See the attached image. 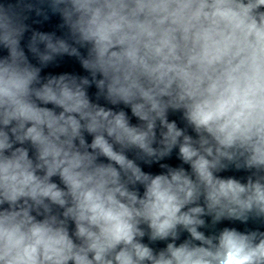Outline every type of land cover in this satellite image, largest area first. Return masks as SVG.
I'll list each match as a JSON object with an SVG mask.
<instances>
[{
    "label": "clouds",
    "instance_id": "9594fccd",
    "mask_svg": "<svg viewBox=\"0 0 264 264\" xmlns=\"http://www.w3.org/2000/svg\"><path fill=\"white\" fill-rule=\"evenodd\" d=\"M0 51V264H264V0H0Z\"/></svg>",
    "mask_w": 264,
    "mask_h": 264
},
{
    "label": "water",
    "instance_id": "95a60500",
    "mask_svg": "<svg viewBox=\"0 0 264 264\" xmlns=\"http://www.w3.org/2000/svg\"><path fill=\"white\" fill-rule=\"evenodd\" d=\"M14 2V0H13ZM27 23L31 26L32 29L38 30V31H44V32H56L57 35H61L62 32L59 29L58 25L61 23L60 17L58 15H52L49 14V19L44 20L42 17H37L34 13L30 15L29 20ZM28 36H30V32L25 34V41H22V44L26 43ZM6 54L3 51H0V55ZM31 59V57H30ZM35 63V61H32ZM52 72L54 74L56 73H61V72H69V73H76V74H81V75H86V73L83 71V69L80 67L79 63L74 59V58H69V57H64L62 60L59 61L58 65H53L50 66L49 68L44 70V73ZM95 88H91L89 90L90 96H92L93 100H95ZM101 103H104L101 101ZM130 114V112H129ZM170 119H177L179 123V118L177 115L170 116ZM133 122H135V119L133 118ZM181 126H183L181 124ZM90 141V137L88 138ZM167 162L173 166L179 164L180 162L176 159L175 153L173 154L172 158L170 160L164 161ZM146 171H152V172H159L161 171L158 167V165H153L151 168H145ZM222 175L225 176H236L237 178H242L247 175V173L243 171H228L225 173H222ZM235 227L240 231H244L245 229H257L264 231V225L259 224V223H253L249 222L248 224H241L239 222H229V221H224L222 224L218 225V228L222 227ZM186 235V234H185ZM160 246H163L161 244Z\"/></svg>",
    "mask_w": 264,
    "mask_h": 264
}]
</instances>
